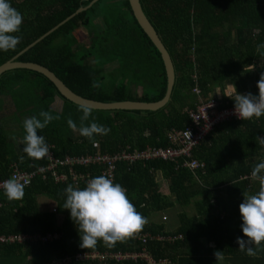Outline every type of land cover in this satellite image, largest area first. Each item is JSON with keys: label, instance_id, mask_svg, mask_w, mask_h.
Returning <instances> with one entry per match:
<instances>
[{"label": "trees", "instance_id": "trees-1", "mask_svg": "<svg viewBox=\"0 0 264 264\" xmlns=\"http://www.w3.org/2000/svg\"><path fill=\"white\" fill-rule=\"evenodd\" d=\"M92 1L9 0L23 16L17 34L22 40L14 51H0V65ZM139 3L173 63L175 80L166 104L156 110L93 109L85 123L90 124L94 117L97 124L110 132L96 136V143H92L67 124L71 118L79 128L82 107L62 97L47 77L27 69L6 71L0 76V179L10 176L14 164L26 171L48 164V157L34 160L22 151L23 121L38 116L42 110L61 117L38 134L45 137L53 157L62 160L97 153L115 154L127 147H166L168 132L189 126L188 110L198 103L215 100L219 107L234 106V99L226 96L228 86L234 85L239 94L258 95L257 82L264 73V57L259 56L256 47L264 44V0H139ZM82 29L87 30L82 35L88 39L86 43L78 34ZM16 60L47 67L73 93L98 102H151L162 99L166 92L167 79L160 53L134 18L128 0H97ZM56 97L62 100L60 110L53 108ZM257 137L264 138V116L231 119L215 125L191 149V158L202 164L195 171L182 166L181 159L136 163L131 167L117 164L114 183L126 189L136 210L148 220L140 234L182 235L173 242L148 240L145 245L155 260L168 258L176 264H196V256L190 250L203 246L202 238L214 241L216 246L230 241L238 245V237L247 239L242 232L239 205L244 200L243 194L253 195L259 190V182L251 177L255 165L264 160V146ZM221 167L230 169L231 174H219L217 170ZM103 168L98 163L58 167L57 173L66 177L63 182H55L50 173L47 179L38 177L24 187L21 200L9 201L4 189L0 190V233L58 234L49 241L0 243V253L12 257L22 254L29 258L28 264H51L78 252L140 251L143 244L136 239L112 248L102 241L95 249L80 247L77 226L70 211L63 208L64 190L69 184L83 189L89 179L101 175ZM158 178L169 195L161 192ZM42 195L53 201L55 211L40 209ZM176 205L180 210L173 229L151 219L153 214Z\"/></svg>", "mask_w": 264, "mask_h": 264}, {"label": "clouds", "instance_id": "clouds-1", "mask_svg": "<svg viewBox=\"0 0 264 264\" xmlns=\"http://www.w3.org/2000/svg\"><path fill=\"white\" fill-rule=\"evenodd\" d=\"M23 23L22 14L14 8L9 0H0V51H14L22 40L17 35ZM260 57H264V44L256 47ZM234 95L224 94L235 101L234 110L241 120L259 119L264 116V73L257 82L258 95L248 93L239 94L235 86ZM221 93V92H217ZM80 126L69 118L67 124L73 131L96 143V136L107 135L109 128L99 125L92 118L89 120L93 109L85 106L80 109ZM59 115H52L49 111H40L38 116L25 118L23 129L25 135L22 139V151L31 159L40 160L50 155V148L43 135H39L52 121L60 120ZM264 146V138H256ZM23 162L24 157H20ZM253 180L259 182V190L253 195H244L243 202L239 205L242 218L243 239L238 237L236 243L239 250L249 257H257L259 251L264 250V160L257 163L251 171ZM4 194L9 201L21 200L24 197V184L16 176L3 182ZM66 197L63 208L70 211V217L77 226L80 234V247L95 249L98 242H103L106 247H115L117 243H126L137 238L147 225L148 220L128 198L126 189L113 179L104 175L91 178L86 186L81 189L69 184L64 190ZM217 260L221 259V252L216 251Z\"/></svg>", "mask_w": 264, "mask_h": 264}, {"label": "built area", "instance_id": "built-area-1", "mask_svg": "<svg viewBox=\"0 0 264 264\" xmlns=\"http://www.w3.org/2000/svg\"><path fill=\"white\" fill-rule=\"evenodd\" d=\"M191 123L184 129L172 130L168 132L167 137L169 145L161 146H146L145 148H122L120 152L115 154H95L87 157H66L62 160L53 157V152L50 150L48 156V164L45 167H40L33 171L20 170L17 165H12V170L8 178L0 179V190H3V182L16 176L17 179L29 186L32 181L38 177L43 179L48 178L50 173L55 182H63L66 177L63 174H58V167L68 166L71 168L74 165L86 166L88 164L98 163L104 166L101 175L113 179L118 163H124L128 167L136 163H148L155 160L174 162L178 159L182 160V166L195 171L202 167V164L196 159L191 158L190 152L213 127L219 123H223L231 119H239L235 113L234 106L219 107L215 100L198 103L194 108L188 110ZM75 180V178H73ZM1 208V203H0ZM55 211V208L52 207ZM164 218V217H163ZM58 234H29V233H0V243H26L32 241H49L57 238ZM182 238V235L153 237L150 234H140L136 240L143 244L140 251H124V252H78L70 257L61 260H54L51 264H73L93 262L94 264H127L144 262L145 264H176L168 258L156 259L153 258L145 245L148 240L158 239L173 242Z\"/></svg>", "mask_w": 264, "mask_h": 264}, {"label": "water", "instance_id": "water-1", "mask_svg": "<svg viewBox=\"0 0 264 264\" xmlns=\"http://www.w3.org/2000/svg\"><path fill=\"white\" fill-rule=\"evenodd\" d=\"M96 1L97 0H93L86 7H80L79 9L76 10V12H73L72 14L67 16L65 19L60 21L57 26L53 27L52 29L44 33L38 39L30 43L27 47L21 49L19 53L15 55L11 60L0 65V76L4 72L14 70V69H27V70L38 72L44 75L45 77H47L56 86L57 91L60 93L62 97H64L66 100L80 107L88 106V107H91L92 109H102V110H110V109L156 110L164 106L166 102L169 100L172 89H173L174 80H175L174 67H173L172 60L170 58V55L166 47L164 46L163 42L161 41L159 35L157 34L151 22L144 15L141 5L139 3V0H128L129 6L131 8L134 18L137 20L140 27L143 29L146 35L150 38V40L155 45V47L158 49L163 65H164L165 73H166V79H167L166 92H165L164 97L160 100L151 101V102L124 101V102H111V103H103V102H98L94 100H89V99L83 98L73 93L65 84H63L62 81H60L56 77V74L52 72L50 69H48L47 67L42 66L37 63L19 62L16 60L23 53H26V51L29 50L31 47H33L36 43L44 39L52 31L57 29L59 25H61L66 20L74 16L76 13L85 11L86 9L91 7Z\"/></svg>", "mask_w": 264, "mask_h": 264}, {"label": "crops", "instance_id": "crops-1", "mask_svg": "<svg viewBox=\"0 0 264 264\" xmlns=\"http://www.w3.org/2000/svg\"><path fill=\"white\" fill-rule=\"evenodd\" d=\"M138 92H141L138 88ZM227 94L234 91L232 86L226 88ZM194 93H197L196 89L193 90ZM219 90L216 91V94L220 96ZM225 167H221L217 170L219 174H231ZM40 209L46 211L51 209L53 201L45 195L39 197ZM203 246L193 247L190 250V253L194 254L196 264H264V250L259 251L258 256L253 258L246 255L245 252L239 250V245L235 244V241L231 243L227 242L223 246H216L214 241L207 240L206 238L201 239ZM221 252V259L217 260L215 252ZM193 259V255L191 260ZM29 258H25L22 254H16L14 257L12 255H7L0 253V264H28Z\"/></svg>", "mask_w": 264, "mask_h": 264}, {"label": "rangeland", "instance_id": "rangeland-1", "mask_svg": "<svg viewBox=\"0 0 264 264\" xmlns=\"http://www.w3.org/2000/svg\"><path fill=\"white\" fill-rule=\"evenodd\" d=\"M85 32H87V30L85 29L78 30V34L81 35L80 40H82L84 43L88 42L87 38L84 39V37H82V35H84ZM61 106H62V100L56 97L53 108L55 110H60ZM158 182L161 183V189H160L161 192L169 195L167 187L165 186L164 182L162 184L161 178H158ZM179 210H180V207L176 205L173 208L153 214L151 216V219L155 221H162L165 223V226L168 229H173L178 224L177 212H179Z\"/></svg>", "mask_w": 264, "mask_h": 264}]
</instances>
